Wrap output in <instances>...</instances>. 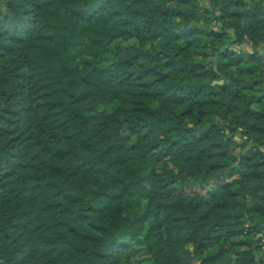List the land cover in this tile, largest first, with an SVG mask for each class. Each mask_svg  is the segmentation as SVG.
<instances>
[{"label":"trees","instance_id":"1","mask_svg":"<svg viewBox=\"0 0 264 264\" xmlns=\"http://www.w3.org/2000/svg\"><path fill=\"white\" fill-rule=\"evenodd\" d=\"M263 237L264 0H0V264H264Z\"/></svg>","mask_w":264,"mask_h":264},{"label":"rangeland","instance_id":"2","mask_svg":"<svg viewBox=\"0 0 264 264\" xmlns=\"http://www.w3.org/2000/svg\"><path fill=\"white\" fill-rule=\"evenodd\" d=\"M121 43L122 44H132V43H136V41L135 40H133V39H126V40H121ZM245 47V49H247V48H249V46H244ZM236 52H238V50L236 49L235 50ZM235 52V53H236ZM240 150L238 149V150H236V152L235 153H238Z\"/></svg>","mask_w":264,"mask_h":264},{"label":"water","instance_id":"3","mask_svg":"<svg viewBox=\"0 0 264 264\" xmlns=\"http://www.w3.org/2000/svg\"><path fill=\"white\" fill-rule=\"evenodd\" d=\"M219 83H221L222 82V80L221 81H218Z\"/></svg>","mask_w":264,"mask_h":264},{"label":"built area","instance_id":"4","mask_svg":"<svg viewBox=\"0 0 264 264\" xmlns=\"http://www.w3.org/2000/svg\"><path fill=\"white\" fill-rule=\"evenodd\" d=\"M263 240H264V237H263Z\"/></svg>","mask_w":264,"mask_h":264}]
</instances>
